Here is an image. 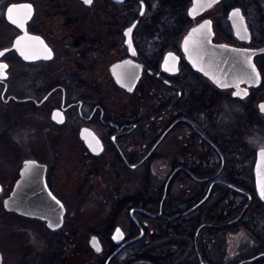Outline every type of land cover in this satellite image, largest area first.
Listing matches in <instances>:
<instances>
[{
    "label": "flooded vegetation",
    "instance_id": "1",
    "mask_svg": "<svg viewBox=\"0 0 264 264\" xmlns=\"http://www.w3.org/2000/svg\"><path fill=\"white\" fill-rule=\"evenodd\" d=\"M78 1L82 7L73 13L74 9L55 1L47 3L43 12L34 5L28 30L44 40L33 44L40 57L27 60L15 48L1 57L8 64V75L0 78V107L8 104L16 129H0V184L9 183L13 189L23 180L40 186L38 190L49 191L65 208L58 227L47 218L10 211L33 219L50 237L46 264H80L77 258L85 243L90 249L87 264H107L120 246L108 264H155L146 258L133 259L134 254L138 248H147L149 234L159 223L171 221L178 224L175 239L170 241L183 242L189 249L186 254L176 244L172 264H184L183 257L191 255L193 264H264V250L241 257L236 246L250 233L264 243V206L256 202L248 210L252 195L242 191L248 202L240 194H232L234 200L227 189L232 184L229 175L253 151L245 137L244 146L236 147L226 132H210L213 123H220L228 113L229 98L248 105L255 101L261 111L264 50L254 54L260 74L257 83L240 82L245 95L235 96V87L223 88L195 69L182 46L190 28L210 24L214 42L263 47L264 0ZM168 52L173 54L164 67ZM175 56L178 64L173 71ZM127 58L142 64L133 89L119 84L113 74V65ZM216 107L218 115L213 112ZM201 115L211 130L199 125ZM151 123L161 125L154 130ZM182 129L177 137L185 136L182 151L188 159L178 145L171 162L151 163L169 133ZM8 138L14 143L12 155L4 152ZM28 161L33 162L26 168ZM157 164L164 171L160 190L133 191V172L140 171L146 179L150 166ZM183 187L187 194L178 195L176 191ZM149 200L153 201L151 208ZM109 201L115 206L105 231L111 245L105 247L97 233L86 238L88 225L84 224L96 222L98 209L105 215ZM183 221L194 228L192 237L182 236ZM118 226L124 237L116 243L112 234ZM93 236L102 243L99 251L91 243ZM218 241L226 247L223 254L218 252L219 260L215 258Z\"/></svg>",
    "mask_w": 264,
    "mask_h": 264
},
{
    "label": "rangeland",
    "instance_id": "2",
    "mask_svg": "<svg viewBox=\"0 0 264 264\" xmlns=\"http://www.w3.org/2000/svg\"><path fill=\"white\" fill-rule=\"evenodd\" d=\"M21 0H0V49L6 47H12V43L15 35L18 32V29L14 24H11L7 21L5 16L6 6L11 2H16ZM31 1L40 11L45 10V6L47 3L57 2L61 3L65 8L74 9L73 11H77L78 7H82V4L78 0H28ZM41 17H45L44 13ZM40 17V18H41ZM153 31V29H152ZM8 57L10 60H14L13 53H8ZM228 113H225V116L221 120L220 123L214 124L212 130L207 128L210 124L206 116L200 117V120L203 121L200 126L204 129H210L213 135H220V131L226 132L230 137L233 138L234 146L238 147L239 145H243V137L247 138L246 146H250L252 149L251 155H248L250 159H246L247 161L244 164L240 165V168L235 171V173H231L229 175L230 181H234L237 184L246 186L248 190L254 193H250L252 202L251 204L254 206L256 202L260 203V205L264 206V203L258 198L256 190H255V159H256V150L259 147L264 146V114L259 111L257 102H253L251 104L242 103L237 99H228ZM245 107V108H241ZM214 110V109H213ZM245 110V111H244ZM216 115L220 112L216 107L213 111ZM204 118L206 120H204ZM0 121L1 126L0 129L5 130H14L15 127V119L12 113V110L8 108V104L3 107H0ZM213 121V120H212ZM161 125V123H151L150 128L154 130ZM179 132L183 133V129L180 131H173L169 133V135L161 142V144L156 149L155 155L150 158V162L153 161H161V162H171L174 157L177 156L178 148L176 146H180L181 155H184L185 159H188V156L183 153L182 147L184 144V139H178L177 135ZM209 133V134H211ZM151 134V133H150ZM6 140V139H5ZM187 140V139H186ZM185 140V141H186ZM9 144L5 143L3 145L4 152L11 154L13 153V145L12 138H8ZM175 151V152H174ZM1 152V150H0ZM248 157V158H249ZM3 159L0 157V165L2 164ZM151 165V164H150ZM164 173L162 169H160V165L157 164L155 168H150L147 171V178H143L140 174V171L133 172V185L132 190L144 189L148 188L150 193H157L161 188V180L160 176ZM3 186V185H2ZM85 186H87L85 184ZM12 187L9 186V183H6L3 186L0 192V250L4 259V264H46L47 262V247L50 246L51 241L50 237L47 238V233L43 228L35 225V221L30 219L29 217L19 215L15 212H10L4 206V199L2 197H6L8 191ZM231 187L228 186V196L230 199L236 200V197L232 195V191H230ZM242 189V188H241ZM12 190V189H11ZM243 190V189H242ZM245 191V190H244ZM178 195L185 196L187 194L186 187L181 188L176 191ZM247 192V191H246ZM180 196V197H181ZM217 197H214L213 200H216ZM249 198L246 200L248 202ZM102 203V201H99ZM80 200L77 204H80ZM183 203H181L182 205ZM114 201H109L108 207L106 208L105 215L100 212L98 209L96 222H86L84 225H88V233L85 232L84 235L86 238H89L91 233H97L101 236L102 241L104 242L105 247L111 245V242L108 238L106 228L109 227V223L111 222V212L114 209ZM108 218V219H106ZM90 221V219H86L84 221ZM99 221V222H98ZM108 226V227H107ZM88 239L86 240V242ZM221 242L216 243V259H221V255L226 251V247L221 246ZM237 249L241 250V257H249L251 255L256 254L259 251L264 250V243L261 238L250 234H245L243 240H240L236 245ZM235 246V247H236ZM84 251L82 255H80L77 259L80 264H87V252L89 249L88 243H85ZM234 247V246H233ZM193 256H185L184 264H193L192 258Z\"/></svg>",
    "mask_w": 264,
    "mask_h": 264
},
{
    "label": "water",
    "instance_id": "3",
    "mask_svg": "<svg viewBox=\"0 0 264 264\" xmlns=\"http://www.w3.org/2000/svg\"><path fill=\"white\" fill-rule=\"evenodd\" d=\"M84 1L91 2V0ZM34 11V4L28 0L11 2L6 6L5 16L7 21L19 27L21 32L14 37L12 47L0 49V78L8 75V64L1 59L8 49H17L21 56L27 60L41 56L40 53H37V49L33 47V44L44 43V40L40 35L28 30V24L34 15ZM235 12L236 10L232 11L231 17L238 32L239 27L234 16ZM134 26L135 24L130 26L127 32L131 33ZM212 37L213 29L210 24H200L190 28L185 34L182 43L187 60L195 69L204 73L217 85L223 88L235 87L234 95L244 96L245 91L241 89L240 82L257 83L260 74L254 62V54L263 51L264 46L256 49L242 48L224 42H214ZM172 54V52L167 53L163 62L164 67H166ZM174 58L173 71H176L175 66L177 67L178 64V56ZM141 72L142 64L131 58L124 59L113 65V74L117 82L128 89L135 87L141 76ZM259 107L264 113V100L259 103ZM90 135L95 139L98 138L95 134ZM86 138L88 143H90L91 137L87 135ZM32 162L28 161L26 168H29ZM39 188L40 186L24 184L23 180L20 181L13 187L10 194L4 198V206L7 210L16 211L24 215L47 218L53 227H58L62 223L65 208L49 191L47 193L42 192L41 189L38 190ZM255 188L258 197L264 201V146L258 150L255 164ZM1 189L2 186L0 184V191ZM42 195L46 196V198L41 199ZM123 237L124 232L118 226L114 230L112 238L116 243H119ZM91 243L97 251L101 250L102 243L97 236L92 237ZM121 248L122 246L110 258ZM109 259L107 260V264ZM0 264H4L1 250Z\"/></svg>",
    "mask_w": 264,
    "mask_h": 264
},
{
    "label": "trees",
    "instance_id": "4",
    "mask_svg": "<svg viewBox=\"0 0 264 264\" xmlns=\"http://www.w3.org/2000/svg\"><path fill=\"white\" fill-rule=\"evenodd\" d=\"M231 183L234 184L236 187L242 188L243 190L247 191V193L250 192L252 194L255 192V191L251 192L250 190H248L246 186L237 184L234 181H231ZM227 189H228V186H227ZM230 189H231L230 191L233 192L232 193L233 195L240 194L245 201L248 199V197H246L242 191H239L233 187H231ZM148 204H149V208H151L153 205V201L149 200ZM252 208H253V205L251 204L248 210H251ZM175 223L178 224L177 221L166 222L163 224L159 223L155 231L149 234L150 243L147 245V248L145 250L138 248L134 254L133 259L146 258V259L152 260L155 264H172L174 258L177 256V251H178V248L177 249L175 248L178 242L170 241V240L175 239L174 237V235H176V224ZM181 232H182V236L187 235V236L192 237L194 235V228H191L189 224L183 221L181 225ZM177 245H179L178 247L180 248L183 247V251H185L186 254L187 252H189L188 246L184 244L183 242ZM203 256L206 257L204 254Z\"/></svg>",
    "mask_w": 264,
    "mask_h": 264
}]
</instances>
